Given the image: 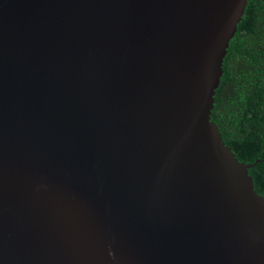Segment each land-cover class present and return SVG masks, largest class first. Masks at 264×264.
Here are the masks:
<instances>
[{"label": "water", "instance_id": "water-1", "mask_svg": "<svg viewBox=\"0 0 264 264\" xmlns=\"http://www.w3.org/2000/svg\"><path fill=\"white\" fill-rule=\"evenodd\" d=\"M247 3L0 0V264H264L211 121Z\"/></svg>", "mask_w": 264, "mask_h": 264}, {"label": "trees", "instance_id": "trees-1", "mask_svg": "<svg viewBox=\"0 0 264 264\" xmlns=\"http://www.w3.org/2000/svg\"><path fill=\"white\" fill-rule=\"evenodd\" d=\"M214 99L211 121L240 162L256 163L249 174L264 198V0H248Z\"/></svg>", "mask_w": 264, "mask_h": 264}]
</instances>
